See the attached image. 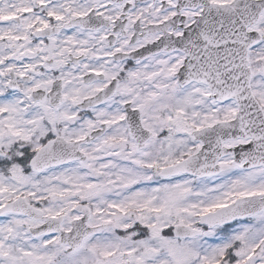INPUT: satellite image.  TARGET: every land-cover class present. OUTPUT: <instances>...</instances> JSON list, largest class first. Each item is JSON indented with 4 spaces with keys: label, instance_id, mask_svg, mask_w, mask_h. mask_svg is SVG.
I'll use <instances>...</instances> for the list:
<instances>
[{
    "label": "snow or ice",
    "instance_id": "obj_1",
    "mask_svg": "<svg viewBox=\"0 0 264 264\" xmlns=\"http://www.w3.org/2000/svg\"><path fill=\"white\" fill-rule=\"evenodd\" d=\"M0 264H264V0H0Z\"/></svg>",
    "mask_w": 264,
    "mask_h": 264
}]
</instances>
